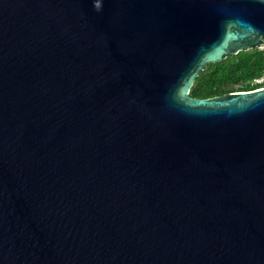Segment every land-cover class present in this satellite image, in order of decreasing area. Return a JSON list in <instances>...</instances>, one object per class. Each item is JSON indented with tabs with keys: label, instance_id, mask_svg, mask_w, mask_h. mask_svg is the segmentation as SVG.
<instances>
[{
	"label": "water",
	"instance_id": "95a60500",
	"mask_svg": "<svg viewBox=\"0 0 264 264\" xmlns=\"http://www.w3.org/2000/svg\"><path fill=\"white\" fill-rule=\"evenodd\" d=\"M264 44V0H0V264H264V87L190 95Z\"/></svg>",
	"mask_w": 264,
	"mask_h": 264
},
{
	"label": "trees",
	"instance_id": "16d2710c",
	"mask_svg": "<svg viewBox=\"0 0 264 264\" xmlns=\"http://www.w3.org/2000/svg\"><path fill=\"white\" fill-rule=\"evenodd\" d=\"M263 67L264 54L261 50L253 48L239 51L223 60L207 64L196 77L189 94L205 98L250 90L248 81L260 75Z\"/></svg>",
	"mask_w": 264,
	"mask_h": 264
},
{
	"label": "built area",
	"instance_id": "2783aa9c",
	"mask_svg": "<svg viewBox=\"0 0 264 264\" xmlns=\"http://www.w3.org/2000/svg\"><path fill=\"white\" fill-rule=\"evenodd\" d=\"M258 49L261 50L264 54V44L260 45ZM248 86L249 88H251L250 90L264 87V67L260 75L248 81Z\"/></svg>",
	"mask_w": 264,
	"mask_h": 264
},
{
	"label": "rangeland",
	"instance_id": "374dc122",
	"mask_svg": "<svg viewBox=\"0 0 264 264\" xmlns=\"http://www.w3.org/2000/svg\"><path fill=\"white\" fill-rule=\"evenodd\" d=\"M238 86V85H237Z\"/></svg>",
	"mask_w": 264,
	"mask_h": 264
}]
</instances>
